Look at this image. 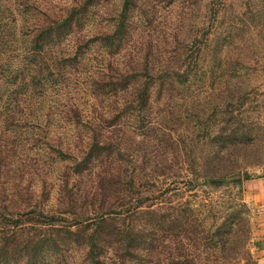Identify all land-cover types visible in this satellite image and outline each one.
<instances>
[{"label":"trees","instance_id":"16d2710c","mask_svg":"<svg viewBox=\"0 0 264 264\" xmlns=\"http://www.w3.org/2000/svg\"><path fill=\"white\" fill-rule=\"evenodd\" d=\"M226 1L205 0L204 40L198 51L203 52L210 45V33L218 36L217 43L225 41L231 45L233 23L227 24L229 29L225 32L219 24ZM93 4L94 0H76L58 12L42 10L45 6L38 0H0V35L6 33L10 16L8 14H30L32 20L29 42L35 49L34 56L37 62V57L43 61L42 70L51 72V67H57L56 83L67 77V65L75 67L83 60V54L93 41L101 43L106 49L104 76H94V84L104 86V100H108L112 107L110 114L101 115V119L105 121L104 126L94 123L93 118L89 120L91 124H86L92 134L87 135L84 130L78 136L79 154L74 156L72 164H67L60 171L61 174L58 173V180L62 182L56 197L51 194L52 198L45 201L41 198L48 192L47 189L43 188L42 193L34 187L22 186L20 180L15 181L11 194L22 201L28 200V208H22L15 197L7 199L11 202L7 203L0 194V263H8L11 249L14 244L18 245V236H21V230L28 225L26 222L35 221L31 225L39 228L41 237L35 242L26 241L21 249L24 264H39L44 249H47L46 243L59 235L58 232L77 235L85 243L88 241L86 253L92 264H107V259H110L109 264H130L129 261L138 257L146 259L145 264L153 263V260L156 264H212L209 255L203 256V250L208 247L224 250L223 256H217L214 260L217 264H226V260L237 264L240 257L247 259L250 264H258L250 248V218H244L241 214V210H247L243 197L237 200L238 209H234L235 211L229 209L230 198L222 197L219 203L229 209L228 219L213 227L207 216L200 217L195 212L192 204L196 205L197 201L187 200L184 206V191L180 180L173 182L176 189L174 194L169 193L168 187L165 190L153 188L156 183L151 176L161 177L164 179L162 181L183 176L187 190L200 186L208 189L238 183L243 194L245 182L253 178L244 166L264 163V102L259 100V94H264V90L261 92L257 86L250 90L240 87L237 93L227 95L224 86L221 90L220 87H211L209 95L214 104L213 110L207 111V107L204 108L199 101L202 114L198 112V108L194 113L198 120L192 123L190 114H182L188 111L184 106L187 103L176 102L175 107L184 109H180V115L176 119V125L182 126L183 131L180 128H170L171 124L164 123L166 109L154 106L155 101L152 100L154 86L165 81V76L159 71L166 72L169 77V72L174 73L176 80L170 81L172 88L176 87L175 83L181 87L187 84L184 88H190L191 85L188 84H193L201 71L203 76L199 78L198 86L203 87L206 77L201 65L204 63L200 62L199 56L197 59L194 57L195 51L186 54L183 61H178L177 69L172 70L169 69L170 63L166 62L160 65H163L161 70L153 71L155 63L151 67L144 60L145 56L141 59L133 53L132 63H127L120 56L121 44L130 30L131 11L135 9L137 0H121V7L110 16V25L92 38L84 33L83 26L89 19V6ZM208 8L214 12L212 16L207 13L210 11H207ZM36 10L39 14L35 13ZM244 14L247 15V12ZM70 47L72 50L68 51ZM232 50L228 48L225 56L220 58L221 68L219 65L211 67L215 72L223 70L221 78L225 84L231 79L224 70L231 69ZM72 51L74 52L70 54ZM255 52L260 54L257 45ZM162 55L159 53L155 60L159 62ZM224 64L226 67L222 68ZM242 68L256 70L257 65L248 66L242 59L235 71ZM59 86L60 89L65 87ZM158 92L162 93L161 90ZM198 94L192 95L197 101ZM247 99L252 106H246ZM180 100L184 99L180 97ZM197 101L195 103L199 106ZM169 105L171 106L170 102ZM66 120L83 124L82 110L76 105L70 106L66 111ZM53 144L46 140L40 143L41 163L43 161L45 165L48 164L52 155L53 160L55 158L62 162H66L71 156L70 149L56 144L54 148ZM103 154L104 177L100 181L104 180V191L99 188V184L92 186L97 178L90 179V172H94L96 162ZM114 162L119 170L114 169ZM176 165L179 168L175 169ZM182 167L185 168V175L181 171ZM1 169L0 165V178ZM85 178L91 184V189L95 187L94 191H90L87 184L83 185ZM172 194L173 197L170 196ZM90 199L95 208L80 205H86ZM173 213L176 215H172ZM92 217L95 219L92 220ZM170 219L179 226L175 234L180 236L174 241L170 240ZM102 225L104 235L105 229L113 228L111 231L117 238L126 239L123 255L120 254V246L113 244V254L105 260L106 255L103 256V253L105 246L109 244L105 243L104 250L100 251L96 241ZM213 231L220 237L211 234ZM54 247L55 253L61 249L56 239ZM149 249L158 250L159 255L155 259L149 258ZM124 254L129 257L123 258Z\"/></svg>","mask_w":264,"mask_h":264},{"label":"rangeland","instance_id":"374dc122","mask_svg":"<svg viewBox=\"0 0 264 264\" xmlns=\"http://www.w3.org/2000/svg\"><path fill=\"white\" fill-rule=\"evenodd\" d=\"M38 1L42 6H45L42 10L59 12L66 5L76 0ZM120 2L121 0H94V4L89 6V19L85 21L86 23L83 26L84 33L93 38L96 36L95 34L107 28L110 25L112 13L121 7ZM204 2L205 0H137L135 9L131 11L130 30L121 44L120 56L122 59L127 63H132L131 53L139 55L141 59L145 56L144 60H147L151 67L152 64H156L153 71H156V69L161 70L163 65H160L166 62L167 64L170 63L169 69H177L178 61H183L186 54L191 51H195L194 57L197 59L199 56L200 62L204 63L202 65L200 63L206 77V83L202 84L203 87L198 86L200 84L199 78L203 76L201 71L196 81L193 84H188L191 85L190 88H184L187 84L181 87L178 83H175L176 87L172 88L173 85L170 84V81L175 79L174 73L169 72L171 75L169 77L166 72L161 73L162 71H159L161 75L165 76V81L160 85L156 84L153 88L152 100L155 101L153 105L166 109L164 123L171 124L170 128L172 129L180 128L181 131H183V127L176 125L178 124L176 119L180 115V109H184L175 107L176 102L183 103L185 101L187 103L184 106L188 108V111H184L182 114H190L193 123L198 120L194 114L198 108L200 110L198 112L202 114L201 103L204 108L207 107V111L213 110L214 104L209 95L211 87H220L219 90H221L224 86L227 95L237 93L240 87L243 90H250L257 86L261 92L264 90V0H227L225 10L220 15V18H222L219 19V24L225 32L229 29L227 24L233 23L234 36L231 45L230 42L225 41L217 43L219 41L218 36L210 33V45L203 52H200L198 48L203 46L202 41L204 40ZM209 8L207 11H210L207 13L212 16L214 12ZM245 11L247 15L244 14ZM35 13L39 14V11L36 10ZM8 15L10 16L6 33L3 36L0 35V165L2 168L0 194L2 195L1 198H5L4 201L7 203H11L7 199L15 197L22 208H28V200L24 199L22 201L16 195L11 194L15 181L20 180L22 186L34 187L42 193L43 188L47 189L48 192L41 198L45 201L49 197L52 198L51 194L56 197L57 190L62 182L58 180V173L61 174L60 171L67 164H72L75 160L74 156L79 154L77 145L80 141H78V136L84 133V130L87 135L92 134L91 129L87 128L86 124H91L89 120L93 118H95L94 123L104 126L105 121L101 119V115L107 116L112 110L108 100H104V86L94 84V76H104L106 49L98 41L90 42V47L83 54V60L77 63L75 67L67 65V77L65 76L66 78H63L62 82L56 83L57 67H51V72L50 70H42L43 61L37 57L39 59L37 62L34 56L35 49L29 42L31 37L29 26L32 16L30 14L25 15L22 12H16L17 16ZM256 45L260 48L259 55L255 52ZM228 48L233 49L230 53V57H232L230 68L234 71L231 69L224 70L231 78L229 83L225 84L221 78L223 70L220 69L215 72L211 70V67L216 68L219 65V68H221L220 58L225 56ZM53 50L55 51V48ZM70 50H72V47L68 49V51ZM159 53L163 55L158 62L155 58ZM242 59L248 66L253 67L256 64L257 69L249 68L250 70H247L242 68V70L235 71ZM225 67L226 64L222 68ZM100 80L102 81V79ZM59 85L65 87L60 89ZM159 90L162 93L158 92ZM196 94H198V101L192 97ZM158 95L159 99H157ZM180 97L184 100H180ZM259 100H262V103L264 102V94H259ZM211 104L213 105L211 106ZM246 104V106H252L248 99ZM72 105H76L82 110L83 124L65 121L66 111ZM193 114L194 117H191ZM185 123L184 121L183 124ZM45 140L46 142L50 141L51 144L54 143V148L56 144L58 147L62 146L70 149L71 156L66 162H62L55 158L53 160L52 155L48 160V164L45 165L43 161L41 163V160H39L42 158L40 156V143L45 142ZM54 148L51 147V150H54ZM244 167L251 172L253 178L264 175V163ZM176 168H179V165H176ZM114 169L119 170L115 162ZM181 171L185 175V168L182 167ZM101 177H104V154L98 158L94 172H90V179L97 178L92 186L99 184V188H103L104 191V180L100 181ZM151 178L156 183L153 188L159 187L165 190L168 187L169 193L174 194L176 189L173 182L180 180L181 189L184 191L182 197L184 206H186L187 200L194 199L197 201L196 205L192 204L195 212H198L200 217L202 215L207 216L209 224L213 227H217L222 220L228 219V210L235 211L238 209L236 202L243 197L247 210H241V214L244 218L248 216L250 218L252 238L250 248L253 258L257 259L258 256L254 246L256 239L261 237L263 232L261 223L264 214L260 204L249 201L245 192L241 193L240 184L231 185L227 183L219 185L217 188L216 186L208 187V189L200 186L197 189L187 190L186 182L183 183L185 180L183 176L172 177L167 181H162L164 179L157 176H151ZM87 182L88 180L85 178L83 185L87 184L90 191H94L95 187L91 189V184ZM174 194L170 196L173 197ZM224 196L230 198V202H228L229 209L225 207L226 205L219 203ZM51 203H53V199ZM93 204L94 202L90 199L86 202V205H80L88 206L91 209L95 208ZM96 204L98 205L99 202H96ZM172 215H176V213ZM237 218L239 219V217ZM94 219L95 217H92V220ZM34 222H26L28 225L21 230V236H18V245L14 244L13 249H11L7 264H24L21 249L25 246L26 241L35 242L36 239L41 237L39 228L31 225ZM101 228V233L96 241L100 251L104 250L105 243L109 244L105 246V252L103 253V256L106 255L105 260L107 257L112 256L113 244L120 246V254L123 255L126 250V239L117 238L111 231L113 228L105 229L106 235H104V225ZM178 229L177 224L172 220L169 221L171 241L180 236V234L179 236L175 234ZM58 234L54 236V239L59 241L60 251L55 253L54 239L46 243L47 249H44L45 252L42 254L39 264H92L86 253L88 249L86 243L88 241L85 243L77 235L66 232H58ZM211 234L218 235L214 231ZM183 240H185V236ZM147 252L150 253L149 258L151 259H155L159 255L158 250L149 249ZM147 254L145 253V255ZM223 254L224 250L221 248L208 247L203 250V256L209 255L212 264H217L214 260L217 256H223ZM128 257L126 254L123 256V258ZM109 261L110 259H107V264H109ZM153 261L149 264H156L155 260ZM129 263L145 264L146 259L141 260L138 257L129 261ZM225 263L235 264L231 260H226ZM236 263L250 264L244 257H240ZM0 264H4L3 261Z\"/></svg>","mask_w":264,"mask_h":264},{"label":"crops","instance_id":"0c3cea01","mask_svg":"<svg viewBox=\"0 0 264 264\" xmlns=\"http://www.w3.org/2000/svg\"><path fill=\"white\" fill-rule=\"evenodd\" d=\"M245 195L248 196V200L260 204L264 214V175L251 178L245 183ZM263 226V232L261 237L256 239L254 246L257 252L258 264H264V218L261 223Z\"/></svg>","mask_w":264,"mask_h":264}]
</instances>
